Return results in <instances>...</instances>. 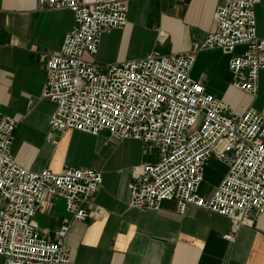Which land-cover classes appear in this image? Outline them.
Wrapping results in <instances>:
<instances>
[{"label": "built area", "instance_id": "built-area-1", "mask_svg": "<svg viewBox=\"0 0 264 264\" xmlns=\"http://www.w3.org/2000/svg\"><path fill=\"white\" fill-rule=\"evenodd\" d=\"M131 0H38L41 7L67 9L74 24L60 47L44 62L42 95L55 103L50 130H78L117 139L131 138L158 151L155 162L137 165L128 184V205L158 210L175 202L179 214L189 204L226 216L225 239L252 225L264 213V116L253 106L234 113L229 104L207 92L191 76L194 53L238 46L228 62L231 85L255 95L264 69V38L257 35L255 5L259 0H223L214 12V28L191 51L162 55L149 51L137 59L106 66L92 63L101 34L127 22ZM17 121L0 112V256L2 264H68L61 241L68 224L56 230L59 240L45 238L35 214L47 196L62 197L73 219H96L104 212L91 206L102 173L91 166H65L59 171H32L11 151ZM51 135V133H50ZM226 167L208 196L200 193L209 158Z\"/></svg>", "mask_w": 264, "mask_h": 264}, {"label": "crops", "instance_id": "crops-1", "mask_svg": "<svg viewBox=\"0 0 264 264\" xmlns=\"http://www.w3.org/2000/svg\"><path fill=\"white\" fill-rule=\"evenodd\" d=\"M222 1L131 0L126 24L103 32L88 61L106 66L149 51H191L214 28V12ZM255 17L257 35L264 38V0L255 5ZM73 24L67 9L41 7L38 0H0V112L17 121L11 145L17 162L32 171L91 166L103 178L91 199V206L103 209L101 217L73 219L62 197L47 196L34 217L38 232L57 241L56 230L68 224L61 239L69 250L68 264H264V213L229 240L223 237L231 229L229 218L193 204L182 215L172 200L163 201L158 210L132 208L128 184L133 168L155 162L156 148L117 139L105 130L96 136L50 130L55 103L42 95L44 62ZM243 48L195 52L191 76L234 113L253 106L264 116V69L259 70L255 95L231 85L228 62ZM222 177L209 186L203 179L200 193L208 196Z\"/></svg>", "mask_w": 264, "mask_h": 264}, {"label": "rangeland", "instance_id": "rangeland-1", "mask_svg": "<svg viewBox=\"0 0 264 264\" xmlns=\"http://www.w3.org/2000/svg\"><path fill=\"white\" fill-rule=\"evenodd\" d=\"M84 58L89 60L91 56L86 52ZM226 171L223 163L215 159H209L203 167V185H211L212 182H216L221 178Z\"/></svg>", "mask_w": 264, "mask_h": 264}]
</instances>
